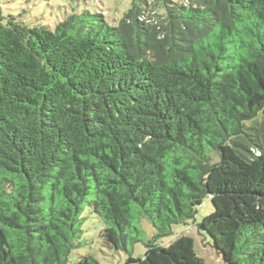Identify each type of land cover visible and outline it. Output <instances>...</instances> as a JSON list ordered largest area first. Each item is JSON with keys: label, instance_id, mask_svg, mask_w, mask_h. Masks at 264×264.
<instances>
[{"label": "trees", "instance_id": "trees-1", "mask_svg": "<svg viewBox=\"0 0 264 264\" xmlns=\"http://www.w3.org/2000/svg\"><path fill=\"white\" fill-rule=\"evenodd\" d=\"M84 208L117 251L153 226L124 264H205L158 244L190 222L224 264H264V0L0 17V264H66Z\"/></svg>", "mask_w": 264, "mask_h": 264}, {"label": "rangeland", "instance_id": "rangeland-1", "mask_svg": "<svg viewBox=\"0 0 264 264\" xmlns=\"http://www.w3.org/2000/svg\"><path fill=\"white\" fill-rule=\"evenodd\" d=\"M133 0H0V17L5 20L14 18L27 27H45L53 30L57 23L63 21L72 13L88 11L92 14L99 13L105 17L109 25H115L123 15L130 9ZM149 4L155 0H147ZM176 2L177 0H172ZM212 212V204L208 198L204 206L198 208L196 223ZM82 234L74 241L75 247L70 252L66 264H77L86 258L91 263L97 264H124L129 256L141 258L145 253L144 242L151 239L155 229L150 222L139 219L138 228L142 233V240L128 244V252L117 251L109 247L101 236L104 224L102 221L83 209ZM179 236H188L194 240V248L198 256L205 264H224L216 252L197 235L192 222L188 226L173 225L171 234L161 240L158 244L169 245ZM208 241V240H207Z\"/></svg>", "mask_w": 264, "mask_h": 264}]
</instances>
